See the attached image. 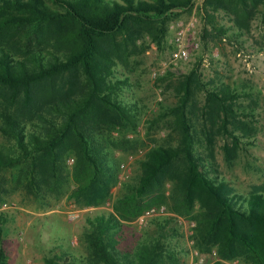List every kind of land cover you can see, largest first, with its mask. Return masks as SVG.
Segmentation results:
<instances>
[{"label": "trees", "instance_id": "16d2710c", "mask_svg": "<svg viewBox=\"0 0 264 264\" xmlns=\"http://www.w3.org/2000/svg\"><path fill=\"white\" fill-rule=\"evenodd\" d=\"M261 7L264 0H0V190L18 189L38 208L63 194L101 205L117 174L114 151L143 116L144 106L123 96L129 60L151 44L164 49L183 12L199 18L206 47L232 29L248 32ZM199 65L163 75L175 80V101L159 102L145 131L165 119L166 138L139 159L111 210L87 214L77 249L45 264H183L175 217L135 221L160 205L195 222L193 247L202 253L264 264V190L234 191L216 160L220 137L231 160L251 135L245 111L236 110L240 92L204 80Z\"/></svg>", "mask_w": 264, "mask_h": 264}, {"label": "rangeland", "instance_id": "374dc122", "mask_svg": "<svg viewBox=\"0 0 264 264\" xmlns=\"http://www.w3.org/2000/svg\"><path fill=\"white\" fill-rule=\"evenodd\" d=\"M250 21V30L241 35L232 29L227 37L207 38L205 47L201 39V22L197 15L183 12L169 26L167 44L157 49L151 44L144 53L129 60V86L123 96L134 98L143 105V116L137 133L127 134V143L114 151L117 163L116 178L110 183L108 195L99 206H85L81 197L67 200L59 195L53 206L36 207L31 199H24L23 192L5 184L0 190V247L7 255V264H45V258L69 254L78 247V236L87 226L86 216L98 210H111L113 200L121 184L140 172L139 159L154 143L166 138V120L159 121L148 131L147 118L159 111V102L173 104L175 80H163L169 70L171 74L187 73L200 59L199 72L204 80H222L237 87L240 97L236 101L237 112L245 111V122L250 136L242 138L240 150L231 157L225 156L221 146L225 138L217 141L216 160L218 169L230 187L247 193L253 189L264 190V8ZM230 25L228 18L222 20ZM202 100L203 92H199ZM201 104V102H200ZM245 108V110H243ZM243 118V117H242ZM149 133L147 135L146 133ZM118 136L117 131L112 132ZM6 141L0 135V145ZM72 159H69V163ZM68 189V188H67ZM173 217L181 234L180 242L186 248L183 264L188 258V248L195 242V222L189 217L176 214L166 208ZM153 206V207H160ZM150 207V208H153ZM147 208V209H150ZM145 209V210H147ZM143 210L141 214L145 211ZM135 221L140 222L138 217ZM72 216V217H71ZM74 216V217H73ZM176 216L183 221L176 220ZM194 222L191 227L190 223ZM222 264H250L242 257L218 258Z\"/></svg>", "mask_w": 264, "mask_h": 264}, {"label": "built area", "instance_id": "2783aa9c", "mask_svg": "<svg viewBox=\"0 0 264 264\" xmlns=\"http://www.w3.org/2000/svg\"><path fill=\"white\" fill-rule=\"evenodd\" d=\"M172 216L168 211H166L164 206L160 207H153L150 209L145 210L139 217L138 220L140 222H146L149 219L154 217H166ZM72 217V216H71ZM74 217V216H73ZM183 221L181 217L176 216V220ZM190 226H194V222L190 223ZM188 258H186L184 264H213L215 260H218L216 250L212 249L210 254H204L199 249L193 247V245L189 246L188 248ZM30 264V263H27ZM229 264V263H227ZM234 264V263H231Z\"/></svg>", "mask_w": 264, "mask_h": 264}]
</instances>
